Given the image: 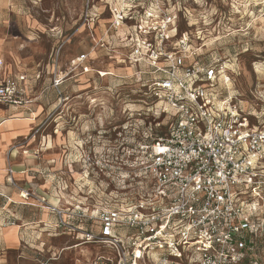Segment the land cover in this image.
Segmentation results:
<instances>
[{
    "label": "built area",
    "instance_id": "built-area-1",
    "mask_svg": "<svg viewBox=\"0 0 264 264\" xmlns=\"http://www.w3.org/2000/svg\"><path fill=\"white\" fill-rule=\"evenodd\" d=\"M105 3L109 22L97 45L119 52L118 61L135 68L142 82L147 77L149 95L170 119L139 145L147 183L133 201L70 214L49 205L57 226L66 224L65 216L92 223L69 224L81 244L99 247L86 264H264V123L253 122L241 94L230 88L225 60H192L196 49L179 32L177 1ZM95 7V0L86 1L83 24L92 21V30ZM86 58L81 54L75 67ZM26 81L24 74L1 81L0 103L24 104ZM8 172L14 184L13 169ZM21 197L45 202L27 190Z\"/></svg>",
    "mask_w": 264,
    "mask_h": 264
},
{
    "label": "rangeland",
    "instance_id": "rangeland-1",
    "mask_svg": "<svg viewBox=\"0 0 264 264\" xmlns=\"http://www.w3.org/2000/svg\"><path fill=\"white\" fill-rule=\"evenodd\" d=\"M86 1L0 0V71L16 60L41 61L54 68L57 57L62 60L63 69L70 70L72 58L79 53L88 54L85 63L93 71L73 79L69 75L64 87L67 98L50 112L44 128L45 134L52 135L45 153H59L64 161L67 214L75 209L69 203H81L80 211H88V206L96 210L106 201H133L135 192L147 183L140 167L144 157L139 145L163 132L170 119L163 113L164 107L149 95V88L144 85L147 77L142 82L135 68L118 61L119 52L97 45L110 13L103 11L104 0H95L98 18L92 30V21L90 27L83 24ZM175 1L180 6L179 32L186 34L196 49L192 60H225L231 73L230 88L246 101L243 104L252 111L253 122L264 123V0ZM99 70L109 74L103 72L101 76ZM50 93L48 100H59L58 93ZM65 221L58 228L65 233H69V224H81L79 219L68 216ZM57 222L60 225L59 219ZM30 240L32 247L45 240L46 254L37 262L39 257L31 248L24 264H76L77 257L81 260L77 264H82L89 256L85 245L67 234L57 238L45 234L43 239ZM72 244L80 245L68 247L61 255L56 254L57 260L49 261L50 251ZM88 248L99 249L94 245ZM82 250L86 257L81 256Z\"/></svg>",
    "mask_w": 264,
    "mask_h": 264
},
{
    "label": "crops",
    "instance_id": "crops-1",
    "mask_svg": "<svg viewBox=\"0 0 264 264\" xmlns=\"http://www.w3.org/2000/svg\"><path fill=\"white\" fill-rule=\"evenodd\" d=\"M102 4V8H106L105 0ZM99 5L101 3L98 2ZM103 11L99 13L102 14ZM100 20L97 23L101 26ZM107 21L109 22V20ZM107 26L104 28L105 30ZM105 30L98 37H102ZM92 36V41H94L95 34ZM111 39L116 43L113 33L109 40L111 41ZM81 54L83 53H79L71 59L70 70H64L62 60L60 61L57 57L54 68L50 64L44 66L41 61L21 62L16 60V62H8V65L0 71V83L15 75L24 74L27 76V81L24 83L26 102L21 105L0 103V264L26 263L29 258L27 252L31 248L39 257L36 258V261L40 262V258L46 254V242L42 240L41 245L36 244L32 247L30 245L32 244L31 238L43 239L45 234L56 238L67 234L75 238L74 233L70 231L69 233L59 231L57 226L59 217L49 208V205H54L66 210L68 201L65 200L64 190L68 185L63 177L64 161L60 158L59 153H45V149L50 148L49 142L51 143L52 135L45 134L44 128L50 112L67 98L64 94V87L69 80V75L70 79H73L80 73L88 75L93 71L89 63H85L88 58L79 62L81 71H78L79 66L75 67L77 58ZM103 72L106 73L105 75L109 74L104 70L98 71L101 76H104ZM56 80L60 81L58 85L55 84ZM51 91L58 93L59 100H55V102L48 100L52 94ZM77 93H75V98L78 96ZM92 100L93 98L91 99L92 103L95 102ZM58 132L59 130H56L55 134ZM45 143L48 144L46 148L43 147ZM8 167L13 169L14 184L8 179ZM70 167L69 169L72 170V164ZM24 190L44 198L45 202L35 197H31L29 200L23 199L21 192ZM77 204L78 202L76 204L69 203L75 209L83 208L81 203ZM92 210L94 209H90L88 206V211ZM9 221H13L14 224H8ZM81 224L90 226L92 223L86 221ZM79 245L59 247L55 252L50 251V248L51 255L48 256V259L49 261L57 260L59 258L57 253L61 255L68 247L75 248ZM83 245L89 253V256L86 257V253L83 250L80 251L81 256L86 257L82 264H86L99 253V249L88 248L93 244ZM11 256H14L13 260H11ZM80 261L77 257L75 263ZM45 263L47 264V262H42V264Z\"/></svg>",
    "mask_w": 264,
    "mask_h": 264
}]
</instances>
